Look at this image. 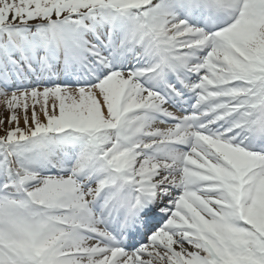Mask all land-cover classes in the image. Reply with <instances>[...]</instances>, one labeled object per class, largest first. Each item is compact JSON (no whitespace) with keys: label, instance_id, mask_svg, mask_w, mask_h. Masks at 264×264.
<instances>
[{"label":"snow or ice","instance_id":"obj_1","mask_svg":"<svg viewBox=\"0 0 264 264\" xmlns=\"http://www.w3.org/2000/svg\"><path fill=\"white\" fill-rule=\"evenodd\" d=\"M0 264H264V0H0Z\"/></svg>","mask_w":264,"mask_h":264}]
</instances>
